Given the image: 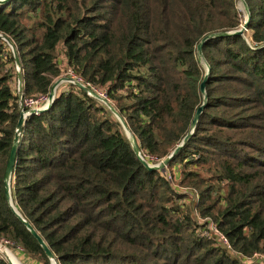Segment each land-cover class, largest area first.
<instances>
[{
  "label": "trees",
  "instance_id": "trees-1",
  "mask_svg": "<svg viewBox=\"0 0 264 264\" xmlns=\"http://www.w3.org/2000/svg\"><path fill=\"white\" fill-rule=\"evenodd\" d=\"M237 0H8L0 33L17 50L22 97H39L64 68L104 93L145 159L157 162L186 135L202 102L196 43L236 30ZM242 35L206 39V105L167 164L180 188L146 170L117 120L65 83L20 133L9 191L59 264L242 263L192 216L210 217L242 257H264V0ZM263 44L262 46H259ZM11 50L0 39V240L50 264L9 208L3 170L18 117ZM175 171V172H174ZM174 172V173H172ZM0 264H9L0 256Z\"/></svg>",
  "mask_w": 264,
  "mask_h": 264
},
{
  "label": "water",
  "instance_id": "water-1",
  "mask_svg": "<svg viewBox=\"0 0 264 264\" xmlns=\"http://www.w3.org/2000/svg\"><path fill=\"white\" fill-rule=\"evenodd\" d=\"M8 0H0V5H4ZM241 3L242 7H244L245 9V15L243 17V21L239 24V28L236 30H230V31H221L220 33H208L206 35L203 36V38H201L196 44L195 47V54H196V58L197 61L201 64V66L204 69V74L202 76L201 82L199 84V93L201 94V98H202V102L195 108L193 114H192V118L189 122L188 128H187V132L185 133L186 135L181 139V141L176 144L171 150L170 153L165 156L164 158H161L160 160H158L156 163H149L142 155V153H140V149L138 146V143L135 139V137H133L132 135H130L128 128L125 124V121L122 117H120V115L118 114V111L116 110V108L113 107V104L107 100L106 97H104L102 94H100L98 91L93 90L91 87L87 86L84 83H81L80 81H76L70 77L64 76L62 75L61 77L55 78L50 85L47 97H46V105L41 108L38 109L36 111V114L46 110L51 104H52V100L54 98L55 95V90L59 87V85L61 84V82H66V83H71L73 85H75L78 89H82L88 96L92 97L95 100L100 101L101 103H103L106 108L111 112L112 116L114 118H117V120L119 121L124 135H126L129 143H130V147L133 153H135L137 159L139 160L140 164L146 169V170H163L164 167L167 166V164L170 162L171 158L173 156H175L178 153V150L184 145V143L188 140V138L190 137L194 127L196 126L199 118H200V114L202 112V110L204 109L205 105H206V95H205V79L207 77L208 74V70H209V65L208 63L205 61V59H203L202 54H201V47L203 45V42L206 39L209 38H214V37H221V36H230V35H242L244 37V39H247L246 34L248 35V31H247V22L249 20V10L246 7L245 3L243 0H237ZM246 33V34H245ZM0 39H2L6 45L8 46V48L11 50L12 53V57H13V66L15 68V74H16V96H17V102L18 105H21V99H22V90H23V84H22V79H21V71H20V66H19V59H18V54H17V50L15 49L13 43L10 41V39L1 34L0 33ZM263 44H260L259 46H262ZM34 114V111L32 109H28L26 111L18 110V117H17V122L15 124L14 130H13V135H12V143L11 146L9 148V152H8V158L3 170V191L5 192L6 195V199H7V203L9 208L13 211V213L16 215V217L18 218L19 222L27 229L28 232L31 233V235L35 238L36 242L38 245H40L41 249L44 252V255L46 256V258H48V261L50 262V264H59V262H57L53 252L50 250L49 246L45 244V242L43 241L42 237L39 235V233L35 230L34 227H32V225L30 224L29 221H27L19 212L18 210H16L15 206L13 205L12 201H11V192L9 191V185H10V178L12 176V170H13V166H14V161H15V153L18 147V143L20 141V133L22 130V127L25 123V119L27 116ZM222 249H224L223 246H221ZM6 248L4 246L1 245L0 243V256L4 259V261L6 263L9 264H14L12 262L9 261L6 252H5ZM225 250V249H224Z\"/></svg>",
  "mask_w": 264,
  "mask_h": 264
},
{
  "label": "built area",
  "instance_id": "built-area-1",
  "mask_svg": "<svg viewBox=\"0 0 264 264\" xmlns=\"http://www.w3.org/2000/svg\"><path fill=\"white\" fill-rule=\"evenodd\" d=\"M62 75L70 77V78H72L78 82L80 81L81 83H84L87 86H89L87 83L83 82L80 77H77L70 67L66 66L64 68V70L62 71V73L58 77H61ZM58 77H56V78H58ZM61 83L65 84L66 82H61ZM93 90H95V89H93ZM55 92H56V90H55ZM98 92L104 96L103 92H100V91H98ZM47 94H48V92L46 94H43L42 96H39V97H26V98L22 97L21 105H18V110L22 109L23 111H26L28 109H32L34 111V114H36V111L38 109H41L46 105ZM161 171H162L161 173L164 175L166 180L170 181L171 180V174L166 169V167H164V169ZM190 196H191L192 200H194L197 197V193L194 192V194H190ZM192 216H193V218L197 224H201V226L197 229V233L200 236H202L204 238L212 237L214 240H217V242L221 246L224 247L225 251H227L228 253H230L232 255H236L242 263L248 262L252 259V260H256L259 264H264V257L263 256L253 254L251 256V258H246V257H242L239 254L235 253L233 251L229 241L227 240V238H225V236L218 229L216 223H214L210 217H208V216L207 217H200L195 210H192ZM0 241L2 244H7L6 240H0Z\"/></svg>",
  "mask_w": 264,
  "mask_h": 264
},
{
  "label": "rangeland",
  "instance_id": "rangeland-1",
  "mask_svg": "<svg viewBox=\"0 0 264 264\" xmlns=\"http://www.w3.org/2000/svg\"><path fill=\"white\" fill-rule=\"evenodd\" d=\"M235 7H236L237 11H239V16L244 17V15H245L244 8L242 7V5H241V3L239 1H236ZM59 89H60V86L56 89V91L59 90ZM146 160L149 163H151V164L152 163H156V162H153L151 160V158L150 159H146ZM159 171L162 172L161 170H159ZM174 172H172V173H174ZM168 183H169L170 186H173V187H176V188H180L179 186H177V183H176V181L174 179V176H172V174H171V180L168 181ZM180 189H181L182 193L187 194L188 199H186V203L188 204L190 199H192L190 194H194V192H196V191L194 189H192L191 187H189V188H180ZM0 243H1V241H0ZM1 245L4 246L8 250V253L11 254L12 256H14L15 259L20 264H34V263H31L28 259H26V257L22 254V252L19 249L12 248V247L10 248V247L7 246V244H2L1 243Z\"/></svg>",
  "mask_w": 264,
  "mask_h": 264
},
{
  "label": "bare ground",
  "instance_id": "bare-ground-1",
  "mask_svg": "<svg viewBox=\"0 0 264 264\" xmlns=\"http://www.w3.org/2000/svg\"><path fill=\"white\" fill-rule=\"evenodd\" d=\"M243 8H244V7H243ZM244 13H245V9H244ZM5 252H6V255H7V257H8V259H9L10 262H12V263H14V264H20V263L15 259L14 256H12L11 254L8 253V250H7V249L5 250Z\"/></svg>",
  "mask_w": 264,
  "mask_h": 264
},
{
  "label": "crops",
  "instance_id": "crops-1",
  "mask_svg": "<svg viewBox=\"0 0 264 264\" xmlns=\"http://www.w3.org/2000/svg\"><path fill=\"white\" fill-rule=\"evenodd\" d=\"M62 84L64 85V83H61L59 86H60V87L63 86Z\"/></svg>",
  "mask_w": 264,
  "mask_h": 264
}]
</instances>
